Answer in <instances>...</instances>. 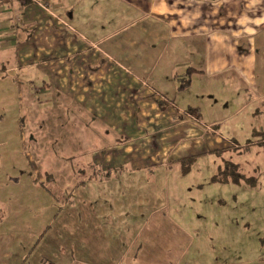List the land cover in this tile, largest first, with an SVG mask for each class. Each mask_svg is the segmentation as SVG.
Wrapping results in <instances>:
<instances>
[{
  "label": "crops",
  "instance_id": "crops-1",
  "mask_svg": "<svg viewBox=\"0 0 264 264\" xmlns=\"http://www.w3.org/2000/svg\"><path fill=\"white\" fill-rule=\"evenodd\" d=\"M47 1L52 14L35 1L0 0V88L8 85L11 100L14 86L30 89L18 98L30 107L28 133L34 138L33 118L44 126L50 114L59 146L69 139L58 150L65 158L83 155L72 142L82 136L78 129L93 139L88 144L92 158L81 167L84 184L111 181L128 163L138 169L161 158L168 167V157L181 163L196 155H220L229 147L254 155V174L264 169V0ZM114 38L120 47L132 42L139 48L142 42L147 65L131 71L107 65L101 45ZM162 61L165 65L155 64ZM221 135L230 137L228 145ZM55 157L58 186L66 192L60 191L72 198L79 178ZM225 165L234 169L229 182L257 184L253 173L245 176L241 163L232 161L217 164L213 182ZM92 225L103 228L95 221ZM74 227L70 220L60 225L63 234H79ZM12 230L4 228L5 234ZM163 230L142 229L139 236L145 234L148 241L140 245L138 236L121 264H182L186 242ZM69 241L53 243V252L46 247L55 257L52 264H106L101 250L107 248L84 251L89 245L84 244L78 252V243ZM23 249L19 263L27 264L30 248ZM37 261L33 264H42Z\"/></svg>",
  "mask_w": 264,
  "mask_h": 264
},
{
  "label": "rangeland",
  "instance_id": "rangeland-1",
  "mask_svg": "<svg viewBox=\"0 0 264 264\" xmlns=\"http://www.w3.org/2000/svg\"><path fill=\"white\" fill-rule=\"evenodd\" d=\"M29 1L36 3L38 0ZM43 2L51 4L47 0ZM115 41L118 38L101 45L106 52L107 65L129 71L147 65L142 57V42L138 48L132 42L124 41L120 47ZM186 60L189 63L190 52ZM155 64L165 65L164 61ZM43 81L49 83L46 77ZM9 82L13 84L12 80ZM13 89L11 100L8 85L5 89L0 88V217L6 216L0 225L3 229L0 233V264H20V256L25 252L23 247L30 248L27 264H33L36 258L42 264H52L55 257L46 247L49 245L53 252V243L69 240V243H78V252L84 244H89L84 251L96 246L107 248L101 250L104 262L121 264L133 242L139 237L142 239L140 245L148 241L143 239L147 237L145 234L139 236L142 229L154 232L160 227H165L166 233L171 231L173 237L179 234L186 242L188 252L182 264L264 261V169L254 174L256 167L251 164L255 158L247 149L234 152L229 147L226 153L196 155L191 157L193 160L181 163L168 157V167L161 158L138 169L128 163L123 170L116 171L111 181L103 179L100 184L91 180L84 184V177L80 178L81 167L88 163L84 160L86 157L92 158L88 144L93 139H86L82 127L78 129L82 136L72 138V142L77 150L82 149L83 155L74 160L65 158L66 154L61 155L58 150L67 147L69 139H62L59 146L57 122L52 121L50 114L49 117L45 115L48 120L44 126L33 118L32 138L28 133L30 123L27 125L30 107L24 103V97L18 99L30 89L19 85ZM110 134L113 131L107 134V139ZM221 138L228 145L230 137L221 135ZM55 156L79 178L76 196L72 198L58 186L60 169L54 166ZM224 161L241 163V172L245 176L253 173L251 176L257 179V184L229 182L234 169L228 165L219 174L225 181L213 182L214 168ZM30 172L34 173L33 177ZM83 196L90 201L84 202ZM96 196L101 201L94 203ZM146 214L155 216L147 219ZM69 220L79 234L61 232L60 225ZM94 221L103 224V228L93 229ZM116 222H119L117 226ZM4 228L13 229L12 233L5 234ZM157 239H153L154 242Z\"/></svg>",
  "mask_w": 264,
  "mask_h": 264
},
{
  "label": "built area",
  "instance_id": "built-area-1",
  "mask_svg": "<svg viewBox=\"0 0 264 264\" xmlns=\"http://www.w3.org/2000/svg\"><path fill=\"white\" fill-rule=\"evenodd\" d=\"M36 2L42 9H44V11H46L49 14H52L51 4L44 3L43 1H36Z\"/></svg>",
  "mask_w": 264,
  "mask_h": 264
},
{
  "label": "trees",
  "instance_id": "trees-1",
  "mask_svg": "<svg viewBox=\"0 0 264 264\" xmlns=\"http://www.w3.org/2000/svg\"><path fill=\"white\" fill-rule=\"evenodd\" d=\"M39 7H40V6H39ZM9 78H12V77H11V74L9 75ZM191 112H192V111H191ZM236 177H237V178L235 179L236 181H238V180L241 178V176L239 177V175H237ZM214 181H215V182H216V181H218V182H224L225 180H222V179H220V178H219V179H215V178H214ZM250 182H253V180H250ZM250 182H249V183H250Z\"/></svg>",
  "mask_w": 264,
  "mask_h": 264
}]
</instances>
